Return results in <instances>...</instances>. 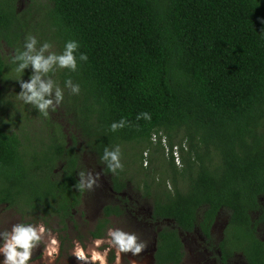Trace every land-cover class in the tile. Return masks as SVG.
<instances>
[{"label":"trees","instance_id":"obj_1","mask_svg":"<svg viewBox=\"0 0 264 264\" xmlns=\"http://www.w3.org/2000/svg\"><path fill=\"white\" fill-rule=\"evenodd\" d=\"M29 1L19 13L16 0H0V45L14 53L32 34L59 53L75 40L77 55L88 60L76 72L53 76L61 87L69 77L80 85L79 95L65 89L61 103L69 134L47 123L48 141L29 149L0 125V186L34 185L31 170L48 179L29 195L0 187V205L65 224L85 193L73 185L88 156L114 192L136 185L150 200L151 222L170 224L151 240L153 264H181L178 231L197 227L208 238L220 209L229 213L219 244L223 260L234 251L248 264H264L253 227L264 223V214L254 223L250 218L264 193V0ZM4 70L0 52V84L8 78ZM141 113L151 119L137 120ZM121 118L128 125L110 131ZM160 136L170 150L177 147L180 167L166 157ZM126 144L133 145L128 152ZM117 145L124 169L114 175L99 158L104 147ZM122 214L105 206L92 237H103L107 218Z\"/></svg>","mask_w":264,"mask_h":264},{"label":"rangeland","instance_id":"obj_2","mask_svg":"<svg viewBox=\"0 0 264 264\" xmlns=\"http://www.w3.org/2000/svg\"><path fill=\"white\" fill-rule=\"evenodd\" d=\"M29 5V0H16V10L19 13L27 10ZM0 52L5 63V77H8L7 80H4L3 83L0 84V125L5 127L8 132L17 134L20 141L24 143L26 148L29 149L36 148L42 140L48 141L51 131L47 126V123L60 124L66 132L65 134H69V131L72 130L66 122L67 117L64 115V110L61 105L54 113L50 112L49 118H45L43 116H39V113L35 111L31 105H25L22 101L16 98V94L20 91L16 80L20 79L21 75H23L22 79L27 80L29 75L17 73L13 70L14 68L10 69V57L13 54L11 50L0 45ZM132 146L133 145L131 144H126L123 151L128 152ZM165 152L166 150L164 149V153ZM143 157H148L147 153L143 154ZM82 162L84 169L94 173H100L91 157L82 156ZM146 163L147 162H145L143 166H145ZM175 164L177 163L175 162ZM180 166L181 161L178 167ZM54 175L58 178L60 175V169L54 170ZM103 176L101 175L100 178V187L95 188L93 191H85L84 195L81 197L80 205L71 210V219L67 220L65 224H58V219L54 216L48 218L45 222L40 219H32L21 216L14 209L9 208L6 204H2L0 205V230L8 229L13 223L17 222L44 224L54 235H56L60 242L59 255L55 258L53 264H78L76 259L72 256L73 241L78 240L87 248L92 245L94 241L98 240L92 237V232L98 222L102 219V210L105 206L110 204L124 208L125 204L128 205L129 202H131L132 205H135V203L138 202L140 205L139 207L144 209L145 217L150 207V200L144 198L140 190L136 188V185L130 182H127L126 184L127 188L124 196L127 203L122 198L117 199L115 196H110L107 189V180ZM28 179L35 184L23 186L19 185L10 188V186L4 181L0 187L10 189L14 191L13 193L19 191L22 192L23 195H29L31 189H39L45 186L44 184L38 183L48 181L46 174L42 170H31L29 172ZM124 209L125 210L122 216L109 218V223L107 224V227L103 232V237L100 240L106 239L109 228H122L125 231L135 232L141 240L147 242V248L137 257H132L130 253L123 254L122 264H128L129 260L132 259L136 260L137 264H152V255L154 252H152L153 246L151 244V240L153 238V232L146 224L147 217L145 218L146 220H144L145 224H143L144 221H141L142 217L139 216L136 219V214H133V209H129V207H127V209L125 207ZM222 223L223 219L221 217V219L217 220L215 227L216 230L212 234V240L214 243L218 238L217 230ZM62 225H66V227L62 228ZM159 226L169 227L170 224L165 222L160 223L157 227ZM260 235L261 237H264V232L262 231ZM43 247L44 245L42 244L40 246V250L34 252L33 260L30 264H41V252ZM107 248L108 245L104 243L101 245L99 250L104 251ZM183 249L184 257L181 264H197L196 261H201V255L196 253V251L191 252L185 248ZM107 261L108 264H115L114 250L108 251ZM44 264H46V262H44Z\"/></svg>","mask_w":264,"mask_h":264},{"label":"clouds","instance_id":"obj_3","mask_svg":"<svg viewBox=\"0 0 264 264\" xmlns=\"http://www.w3.org/2000/svg\"><path fill=\"white\" fill-rule=\"evenodd\" d=\"M79 42L68 40L63 50L59 53L53 51V44L44 41L42 44L32 35H26L23 49L17 48L10 57V63L15 65L14 71L20 74L30 69L27 80H16L19 85V93L16 98L25 105H31L40 115L49 118L50 112L54 113L64 100V91L70 95L80 94V85L73 83L71 77L60 86L53 78L57 70L78 71L79 63H86L88 57L85 53H79ZM144 118L150 120L149 113H141L137 120ZM128 125L125 118L110 125V131L116 132ZM122 152L119 145L114 148L104 147L100 156V162L112 174L123 171L121 160ZM77 181L73 188L78 192L93 191L100 187V173H94L87 169L77 173ZM106 243L108 248L100 251L101 245ZM41 264H53L59 255L60 242L56 235L44 224H32L17 222L10 228L0 230V264H30L34 252L40 250ZM147 248V242L140 239L135 232L125 231L122 228H109L106 239L96 240L87 248L78 240L73 241L72 256L78 264H108V251L115 253V264H122L123 254L130 253L132 257L139 256ZM128 264H137L136 260H129Z\"/></svg>","mask_w":264,"mask_h":264},{"label":"flooded vegetation","instance_id":"obj_4","mask_svg":"<svg viewBox=\"0 0 264 264\" xmlns=\"http://www.w3.org/2000/svg\"><path fill=\"white\" fill-rule=\"evenodd\" d=\"M93 161H94V159H93ZM98 170H99L100 174L103 176V174L101 173L99 168H98ZM106 180H107L106 183H107L108 194L110 196L112 195V196L117 197V199L122 198L123 200H125L124 196H125V190L126 189L120 193H116L113 191L110 181H108L107 178H106ZM141 198H143V197H141ZM125 202L127 203V200H125ZM258 203L261 205V210L260 211L251 210V212H250V218H251L252 223H254L256 221V219H258V217H260L261 214H264V193L259 195ZM139 206L140 205L138 204V202H136L135 205H132V203L129 202L128 205L125 204L124 208L126 207V209H127V207H129V209H133L134 210L133 214L134 215L136 214V219H137V217L141 216L142 217L141 221L146 220L145 218L147 217L146 224L148 225V227H150V229L153 232V242L155 243L156 235L161 230V228H160L161 226H159V227H157V226L160 225L159 223H162V222H159V223L151 222L150 207H149V209L147 211V215L145 217L144 216V214H145L144 209L142 207H139ZM119 208H120V206H119ZM124 208H120L123 211V213L125 210ZM122 215H117V216L112 215L109 218L120 217ZM221 217L223 219V223L220 224V227L217 230L218 231L217 232L218 238H217L216 242L214 243L212 240V234L216 230L215 227L217 224V220L221 219ZM109 218H108V220H109ZM228 218H229L228 211L225 209H220L219 212L217 213L215 219H214V222H213L211 228H210L208 238H206L203 235L202 231L200 229H198L197 227L195 228V230L192 233H181L180 231H178V236L181 238L183 248H185L191 252L196 251V253L201 255L200 256L201 261H196L197 264H248L245 262V259H244L243 255H241V253H237L234 251L232 252V255L230 257H228L224 260L222 258V254H221L220 249H219V244L224 238V231L226 230V227L228 224ZM143 224H145V221ZM65 227H66V225H62V228H65ZM253 227L256 230L255 235L263 243V246H264V237H261V235H260L262 231L264 232V223H261L258 226H256L254 224ZM230 230L232 231V229H230ZM231 235L232 234L229 233L230 237H231ZM101 238H99L98 240H100ZM154 243L152 245L153 246L152 252H154V250H155ZM183 251H184V249H183ZM152 264H153V256H152Z\"/></svg>","mask_w":264,"mask_h":264},{"label":"built area","instance_id":"obj_5","mask_svg":"<svg viewBox=\"0 0 264 264\" xmlns=\"http://www.w3.org/2000/svg\"><path fill=\"white\" fill-rule=\"evenodd\" d=\"M157 138L158 136L157 135H153L152 136V142H157ZM160 143L161 145L164 147V149L166 150L165 152V155L166 157H169V156H172L173 157V162L177 163L175 165H179L180 164V154L178 152V149L177 147H173L172 150H170L168 147H167V143H166V140L164 137L160 136Z\"/></svg>","mask_w":264,"mask_h":264}]
</instances>
